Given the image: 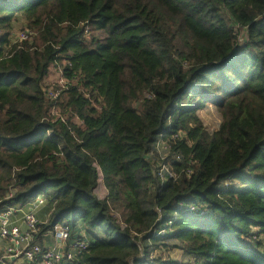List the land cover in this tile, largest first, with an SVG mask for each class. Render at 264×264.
Wrapping results in <instances>:
<instances>
[{"label":"trees","instance_id":"trees-1","mask_svg":"<svg viewBox=\"0 0 264 264\" xmlns=\"http://www.w3.org/2000/svg\"><path fill=\"white\" fill-rule=\"evenodd\" d=\"M51 67L67 121L49 117ZM178 133L163 184L150 154ZM39 196L40 233L87 230L81 264H264L247 246L264 250V0H0V211ZM170 250L193 262L153 256Z\"/></svg>","mask_w":264,"mask_h":264},{"label":"built area","instance_id":"built-area-1","mask_svg":"<svg viewBox=\"0 0 264 264\" xmlns=\"http://www.w3.org/2000/svg\"><path fill=\"white\" fill-rule=\"evenodd\" d=\"M88 31L87 29L86 33ZM34 35V31L25 29L13 36L15 42H23L31 40ZM240 36V41L243 42L246 35L242 33ZM50 70L57 72V74L59 73V79L55 81L57 83L54 86H52L53 84H45V93L52 104L49 117L52 118V121H67L70 114L64 113L58 104L60 94L67 87L68 80L62 77L61 70L56 71L52 67ZM146 97L151 98V95L147 94ZM58 111H60V114ZM71 118L72 122L83 126L82 121L81 124L75 121L78 117L71 116ZM182 139L183 135L181 133L174 134L170 138H166L165 135L161 134L150 154L156 165V175L163 184L168 180L175 181L178 179V174L173 169V164L176 161L181 162L182 156L173 154L172 147L177 141ZM191 163L194 164L195 162ZM187 174L190 176L192 170L187 171ZM102 178V173L100 172V182ZM46 202L44 196H39L30 202L31 208L26 212L20 206L6 207L0 211V264H81L82 255L89 249L91 243L85 228L80 227L77 233H74L68 225L57 223L51 231L47 232V235L53 237L55 241L53 247L44 246L38 241V237L43 235V233H40L41 227L48 218L45 222H42L37 217V214ZM180 207L183 206L180 205ZM185 211L201 218L206 216L208 212L206 208L194 205L186 206ZM19 215L21 224L17 219ZM116 217L119 219V216ZM164 233L165 231L163 230L160 234ZM254 240H256V237H254ZM247 246L255 252L264 253V250L257 248L253 241L248 242Z\"/></svg>","mask_w":264,"mask_h":264},{"label":"crops","instance_id":"crops-1","mask_svg":"<svg viewBox=\"0 0 264 264\" xmlns=\"http://www.w3.org/2000/svg\"><path fill=\"white\" fill-rule=\"evenodd\" d=\"M59 79V73L57 74V72L53 71V70H50L49 72V75L48 77L46 78L45 80V84L48 85L50 83H54L55 81H57ZM75 121H77L79 124H81V121L79 119H75ZM97 196H99L100 198L102 199H106L107 196H108V191L106 189V187L104 186L103 184V179L102 181L100 182V185L98 186L97 188V193H96ZM102 196V197H101ZM51 215V210L50 211H47L45 210V208H42L38 214H37V217L42 221V222H45L43 221V218L44 220ZM19 218H20V215L18 216V221H19ZM21 221H19L20 223ZM21 224V223H20ZM53 240V242H51L50 238ZM38 241L44 245V246H47V247H53L55 245V241L53 239V237H51L50 235H47V232L46 233H43V235H40L38 237ZM54 243L53 245H50ZM167 253V252H166ZM159 253H155L153 254V256H157ZM168 254L171 255V257L173 259H175L176 261L178 262H185V263H192L193 260L190 256H186L183 251L181 250H175V251H169ZM179 257V259L177 258Z\"/></svg>","mask_w":264,"mask_h":264},{"label":"rangeland","instance_id":"rangeland-1","mask_svg":"<svg viewBox=\"0 0 264 264\" xmlns=\"http://www.w3.org/2000/svg\"><path fill=\"white\" fill-rule=\"evenodd\" d=\"M27 23L23 18L19 17V20L16 22L15 24V29H14V34L13 35H17L19 32L27 29ZM13 40H15L14 36H13ZM55 83H50L52 86H54ZM49 84V85H50ZM58 113L60 114V111H58ZM199 116L201 118V120L203 121L204 126L206 127L207 131L209 132H215L217 130V128L219 127V124H221L222 122V116L219 112H217V109L213 106H209L204 110H201L199 112ZM99 197V196H98ZM102 197V196H101ZM100 198V197H99ZM102 199V198H100ZM23 207L24 211H28L31 208V203L25 205V206H20ZM43 208H45V210L50 211L52 206L48 205L47 202L45 203V205L43 206ZM49 219V216L47 217ZM46 218V219H47ZM46 219L43 221H46ZM50 238V237H49ZM51 242H53V240L50 238ZM54 243L50 244L53 245ZM170 251H175V250H170ZM157 257H163V258H172L170 254H168V252L163 253V252H159V254L157 255ZM179 259V257H177Z\"/></svg>","mask_w":264,"mask_h":264}]
</instances>
